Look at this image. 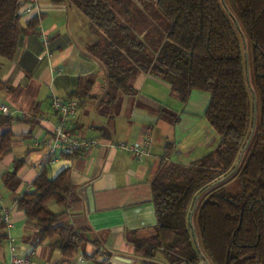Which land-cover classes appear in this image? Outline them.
<instances>
[{
  "label": "trees",
  "instance_id": "16d2710c",
  "mask_svg": "<svg viewBox=\"0 0 264 264\" xmlns=\"http://www.w3.org/2000/svg\"><path fill=\"white\" fill-rule=\"evenodd\" d=\"M29 1L0 0L2 58L12 60L23 37L38 31L41 16L22 21ZM50 2L73 5L88 20L93 37L88 53L104 73L103 103L135 95L132 83L141 73L166 82L181 102L193 90L210 97L204 118L218 144L188 165L161 161L150 183L156 225L125 234L134 255L153 259L161 254L168 264H264V0ZM83 91L71 96L87 95V88ZM252 91L259 113L257 108L253 137L235 169L252 127ZM11 124L10 116L1 117L0 162L12 152ZM167 146L166 155L172 149ZM32 151L14 159L3 176L8 187L18 182L17 171ZM76 198L69 169L51 178L44 165L16 200L36 231L35 244L53 240L64 259L90 242L83 229L62 221ZM52 202L60 212L50 210ZM4 228L0 216V244L7 240Z\"/></svg>",
  "mask_w": 264,
  "mask_h": 264
},
{
  "label": "crops",
  "instance_id": "0c3cea01",
  "mask_svg": "<svg viewBox=\"0 0 264 264\" xmlns=\"http://www.w3.org/2000/svg\"><path fill=\"white\" fill-rule=\"evenodd\" d=\"M35 2L41 16L38 31L23 37L12 60L0 57V81L4 83L0 106L11 113L0 115V132L4 130L1 117L10 116L14 135L11 154L0 162V209L7 210L10 222L2 231L7 240L0 244V264H9L13 255L9 241L19 254L32 252L31 264H168L161 254L153 259L136 257L125 234L147 232L156 225L150 183L162 160L188 165L217 146L219 138L204 118L209 94L193 90L181 102L166 82L141 73L132 83L135 95L103 103L104 73L88 53L93 37L86 17L73 5ZM21 15L25 22L36 14L21 11ZM41 34L47 37L46 47ZM86 88L87 95L71 96ZM51 92L78 103L77 115L68 123L70 134L98 144L72 158L57 154L48 165L47 145L58 120L50 108ZM143 143L148 145L141 158L108 147ZM167 145H172L168 155ZM27 149L33 151L17 171L18 182L8 187L3 176ZM44 165L51 178L69 169L77 198L62 221L86 229L90 241L83 253L71 259L61 256L53 240L36 245L31 239L36 232L33 225L16 206L17 198L31 188ZM50 209L61 211L55 204ZM96 252L99 255L93 257Z\"/></svg>",
  "mask_w": 264,
  "mask_h": 264
},
{
  "label": "built area",
  "instance_id": "2783aa9c",
  "mask_svg": "<svg viewBox=\"0 0 264 264\" xmlns=\"http://www.w3.org/2000/svg\"><path fill=\"white\" fill-rule=\"evenodd\" d=\"M22 12L25 14H38L35 0H30L23 8ZM40 40L47 46L46 35L41 34ZM50 108L57 115V124L52 132L51 140L47 145L48 165L55 161L57 154L65 157H72L79 154L81 151L91 146L98 144L97 140H87L79 136L70 134L68 130V123L74 119L78 112V103L74 100H64L57 97L53 92L50 93ZM10 111L5 106H0V115H10ZM147 143L143 145H128V144H109L108 147L120 150L129 151L137 158H141L146 154ZM0 216L5 228L10 227L9 214L6 209H0ZM10 251L12 257L9 264H31L32 252L29 254L17 253V247L12 241H9Z\"/></svg>",
  "mask_w": 264,
  "mask_h": 264
},
{
  "label": "water",
  "instance_id": "95a60500",
  "mask_svg": "<svg viewBox=\"0 0 264 264\" xmlns=\"http://www.w3.org/2000/svg\"><path fill=\"white\" fill-rule=\"evenodd\" d=\"M238 27V26H237ZM245 61H246V67L248 68V55L247 53H245ZM246 78H247V82L249 83V74L247 72L246 74ZM252 97H253V115H252V127H251V131H250V135H249V138L245 144V147L244 149L241 151L240 155H239V160L237 161L236 165H235V169L237 168L239 162H240V159L242 158V155H243V152L247 149L252 137H253V134H254V131H255V125H256V119H257V100H256V95H255V92L252 91ZM196 201H197V198H196ZM196 201L194 203V206L196 204ZM193 212H194V207L192 209V211L190 212V216H189V225L192 226V223H191V220H192V215H193ZM193 238L195 240V234L193 232ZM119 260H122L123 262H125L124 259H119ZM128 262V261H127ZM205 264H208L207 262H205Z\"/></svg>",
  "mask_w": 264,
  "mask_h": 264
},
{
  "label": "rangeland",
  "instance_id": "374dc122",
  "mask_svg": "<svg viewBox=\"0 0 264 264\" xmlns=\"http://www.w3.org/2000/svg\"><path fill=\"white\" fill-rule=\"evenodd\" d=\"M257 108H258V113H259V105L257 106ZM258 115H259V114H258ZM51 205H52V206H51ZM53 205H54V204H50V205H49V208H51V207L53 208ZM50 210H51V209H50ZM82 229L84 230L83 232L85 233V236H86V229H84V228H82Z\"/></svg>",
  "mask_w": 264,
  "mask_h": 264
}]
</instances>
